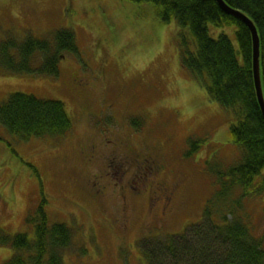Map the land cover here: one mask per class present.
<instances>
[{
    "label": "rangeland",
    "instance_id": "obj_1",
    "mask_svg": "<svg viewBox=\"0 0 264 264\" xmlns=\"http://www.w3.org/2000/svg\"><path fill=\"white\" fill-rule=\"evenodd\" d=\"M155 10L151 3L127 0H0V42L30 36L53 47L57 30L75 38L76 50L56 53L57 59L64 57L54 75L0 67V103L13 92L56 99L74 121L73 135L65 140H22L0 124V228L33 236V226L24 220L41 196L47 217L74 226L76 243L86 246L85 255L68 252L65 264H148L146 252L158 251L167 236L177 243L202 220L217 188L207 166H229L238 153L229 135L234 114L181 67L179 30L195 49L192 34L175 19L161 22ZM208 28L212 37L223 31L237 45L236 25ZM8 51L16 57L15 50ZM42 60L36 53L35 70ZM73 75L86 82L84 89L72 86ZM134 117L143 124H131ZM94 133L126 140L156 157L163 165L161 178L178 183L173 206L162 213L149 210L148 193L128 196L117 185L123 172L111 175L104 195L90 198L87 181L100 175L103 162L92 167L81 147ZM190 137L200 147L187 155ZM248 191L236 213L264 244V191ZM237 196L225 200L235 206ZM11 253L0 246V264Z\"/></svg>",
    "mask_w": 264,
    "mask_h": 264
},
{
    "label": "trees",
    "instance_id": "obj_2",
    "mask_svg": "<svg viewBox=\"0 0 264 264\" xmlns=\"http://www.w3.org/2000/svg\"><path fill=\"white\" fill-rule=\"evenodd\" d=\"M151 3L161 22L175 19L187 27L194 38L195 49L188 46L186 35L180 31L181 67L204 83L206 92L220 107L230 110L236 122L229 128L231 141L238 153L229 166H207L215 178L217 188L204 205L203 218L177 243L167 236L158 251L148 255V264H264V244L261 236L253 235L241 216L236 213L241 199L264 191V118L255 93L252 72V42L248 27L221 10L215 0H127ZM242 10L254 22L260 39V76L264 94V0H224ZM219 27L236 25L237 45L224 32L212 37L208 24ZM56 43L37 37H26L22 42L5 39L0 42V67L10 72H44L55 74L56 53L76 50L74 35L57 30ZM67 41V42H66ZM52 47V51L50 48ZM16 51V59L8 50ZM36 53L44 57L42 67L34 69ZM206 76V77H205ZM207 79V80H206ZM133 125L144 120L131 119ZM0 124L22 140L32 137L59 140L73 127L62 101L43 99L32 94L13 92L0 103ZM189 150L199 149L197 142L188 138ZM93 180V179H92ZM88 186L92 181H87ZM108 183H104L106 188ZM104 185L87 187L90 198L105 194ZM121 186V184H119ZM100 195H96V192ZM225 191V192H224ZM238 193L232 206L225 197ZM41 201L33 212L27 213L24 223L32 225L33 236L25 231L8 233L0 228V246L10 247L12 253L2 264H65V256L73 252L85 255V244H77L74 226L51 221Z\"/></svg>",
    "mask_w": 264,
    "mask_h": 264
},
{
    "label": "flooded vegetation",
    "instance_id": "obj_3",
    "mask_svg": "<svg viewBox=\"0 0 264 264\" xmlns=\"http://www.w3.org/2000/svg\"><path fill=\"white\" fill-rule=\"evenodd\" d=\"M64 56H61V58ZM60 58V59H61ZM58 59V62H60ZM58 65V63H57ZM60 80L58 81V83ZM86 82L73 75L72 86L76 89H84ZM89 142L81 147L85 160L95 167L100 160L102 169L100 175H95L90 186L104 185L105 180L112 174L123 172L126 177L123 183V192L128 196L137 197L142 192L148 193L149 210L156 208L165 213L173 206V201L178 186L177 182L169 183L161 178L163 165L152 154H144L126 140L120 141L115 137L106 139L94 133ZM100 152L98 155L97 153ZM109 160V163L103 161ZM100 177V179H99ZM159 177V179H158ZM106 190V186L104 185ZM100 195V192H96ZM125 198V195H122Z\"/></svg>",
    "mask_w": 264,
    "mask_h": 264
},
{
    "label": "water",
    "instance_id": "obj_4",
    "mask_svg": "<svg viewBox=\"0 0 264 264\" xmlns=\"http://www.w3.org/2000/svg\"><path fill=\"white\" fill-rule=\"evenodd\" d=\"M215 1L222 11L244 23L251 33L253 81L258 104L264 118V95L260 76V39L257 28L252 19L240 9L230 6L224 0Z\"/></svg>",
    "mask_w": 264,
    "mask_h": 264
}]
</instances>
